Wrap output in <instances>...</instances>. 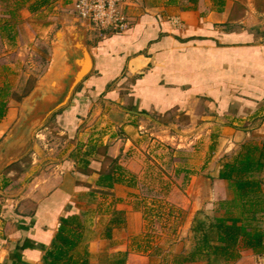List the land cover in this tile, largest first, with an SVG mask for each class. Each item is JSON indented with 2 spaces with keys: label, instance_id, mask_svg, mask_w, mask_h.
<instances>
[{
  "label": "crops",
  "instance_id": "1",
  "mask_svg": "<svg viewBox=\"0 0 264 264\" xmlns=\"http://www.w3.org/2000/svg\"><path fill=\"white\" fill-rule=\"evenodd\" d=\"M133 1L122 0L130 20L126 31L94 37L87 32L92 69L55 116V125L34 136L28 170L0 173V264H42L59 219L68 215L77 216L83 227L78 250L87 253L88 264H149L148 253L127 247L140 226V213L128 200L141 151L155 142L150 138L174 140L155 115L182 113L191 126L199 121L202 134L186 139L200 147L210 130L214 134L208 162L184 175L186 198L209 194L208 205L230 197L218 178L222 163L242 145L264 142V41L256 32L227 30L223 7H205L203 0L193 10H176L177 3L169 0ZM55 66L52 59L46 75ZM16 106L8 104L0 141L18 122ZM52 131L56 143L50 142ZM108 175L116 179L111 187ZM204 178L211 180L208 191ZM261 180L264 192V170ZM97 192L110 193L117 204L109 200L102 206ZM203 207L192 201L190 209ZM102 219L114 229L107 239L94 238ZM118 227L134 234L115 242ZM103 244L113 249H100ZM249 256L251 251L242 250L238 263Z\"/></svg>",
  "mask_w": 264,
  "mask_h": 264
},
{
  "label": "rangeland",
  "instance_id": "2",
  "mask_svg": "<svg viewBox=\"0 0 264 264\" xmlns=\"http://www.w3.org/2000/svg\"><path fill=\"white\" fill-rule=\"evenodd\" d=\"M16 1L0 0V86L5 84L10 88V92L14 94V98L10 99L9 103L17 104V119L22 125L20 128L18 127L16 132L19 147L15 148L12 145L14 142L7 140V134L0 141V157L2 158L0 173H3L4 177L10 170L19 174L28 170L34 136L46 125H55V116L64 109L52 114L43 125L37 127L33 136L29 138L27 123L33 120L34 117H31L27 112L25 101L29 99L34 89L36 90L38 85H41L40 81L46 75L50 61L54 59L55 65L59 64L60 59H62L60 47L64 44L66 35L69 32L82 31L85 34L84 41L87 42V32L88 35L93 34V37L95 35L101 36L103 34L124 32L110 28L104 29L90 20L80 18L74 8L75 0H51L48 5L35 13H29L26 10V6L34 0H30L24 5L20 3L21 7L16 5ZM203 1L205 7L221 8L217 1ZM133 2L136 3L135 0ZM175 2L177 3L174 7L176 10H184L193 5L192 0H175ZM122 3V0H120L115 10L127 20V26L129 27L128 8L123 9ZM152 3L155 4L157 1L154 0ZM197 3L198 0H196ZM223 3V11L227 19V30L251 29L256 32L258 39L264 41V0H223ZM5 21H8L9 26L6 25ZM175 24L180 26L179 21ZM4 27L11 30L8 28L5 30ZM80 84L73 91L69 102ZM45 87L49 88L47 85H44ZM24 93L28 94L21 98ZM197 110L200 111L199 108ZM208 111L211 113L210 109ZM174 117H158L155 115V122L161 121V123H164L168 127V129H163L164 132L168 136L172 135L174 140L171 142L172 144H169L168 140L150 138L155 142L150 141L148 143L150 145L141 151L143 154L140 157L142 164L140 165L138 177L134 179L133 183H129L132 193H130L128 202H133L134 209L140 213V226L137 236L127 242V247L148 253L149 264H171L176 257L186 255L193 247L191 234L193 221L211 219L217 215L216 207L219 202L209 203L208 205L209 200H206V198L209 197V194H199L197 199L193 197L192 200L190 197L186 198L185 190L188 179L187 176H184L190 173L186 169L200 168L203 163L208 162V156L212 154L215 148L211 144L213 143L214 134L211 133V130L209 131L206 135L207 144L202 147L195 140L188 142L186 138L193 135L191 138L196 139L195 136L201 133L200 122L196 123V119H194L195 123L191 126L188 125L191 124L189 123L190 117L184 116L182 113L178 114L176 118ZM153 121L152 118H146V122L153 130H157V125ZM55 133L56 131H52L50 142L56 143L59 139ZM19 154H21V157L18 161L9 164L11 156ZM109 167L111 168V165ZM204 179L207 184L204 186L208 191L211 180L209 178ZM97 196L98 201L103 203L102 206L106 205L105 202L109 200H111L110 205L117 204V199L112 197L110 193L97 192ZM171 201H174V203ZM175 201L177 203L180 201L179 205ZM188 201L190 202L187 203ZM192 201H196V203L198 201V204L203 202L204 207L194 212L190 209ZM107 214L109 213L107 212ZM98 224L94 238L102 235L107 239L106 233L109 232L110 228L106 226L107 219H102ZM112 230L114 229H110L109 232L111 237ZM116 230L114 232L115 238H117V240H114L115 242L124 239L121 237L134 234L132 228L118 227ZM106 248L113 249L110 245L105 246V244L100 249ZM79 251H82V248ZM239 260L240 258L231 264H259L257 255L245 257L243 262L238 263Z\"/></svg>",
  "mask_w": 264,
  "mask_h": 264
},
{
  "label": "trees",
  "instance_id": "3",
  "mask_svg": "<svg viewBox=\"0 0 264 264\" xmlns=\"http://www.w3.org/2000/svg\"><path fill=\"white\" fill-rule=\"evenodd\" d=\"M29 1L17 0L15 3L21 7L20 3L24 5ZM50 1L34 0L26 6V10L35 13ZM214 1L223 7V0ZM192 2V7L184 10L195 9L196 0ZM5 23L8 25V21ZM6 28L8 27H4L5 30ZM27 94L24 93L21 98ZM13 98L14 94L10 92V88L5 84L1 85L0 122L6 115L10 99ZM263 170L264 142L244 144L222 163L218 178L226 182L229 199L217 204V215L211 219L193 221V247L186 255L176 257L171 264H231L240 258L242 250H249L257 256L264 255V192L261 180ZM106 180L110 181L109 187L116 182V179L109 175ZM112 221L116 224L117 219ZM109 232L106 233L107 238L110 236ZM82 237L83 227L77 216L60 218L42 264H88L87 253H80L78 250Z\"/></svg>",
  "mask_w": 264,
  "mask_h": 264
},
{
  "label": "water",
  "instance_id": "4",
  "mask_svg": "<svg viewBox=\"0 0 264 264\" xmlns=\"http://www.w3.org/2000/svg\"><path fill=\"white\" fill-rule=\"evenodd\" d=\"M84 32H69L64 44L60 47L62 59L53 71L44 76L36 90L32 92L27 103V112L33 120L27 123L29 138L33 136L37 127L54 113L66 107L75 88L88 76L92 69V61L88 53ZM47 81V83H45ZM45 83V84H44ZM49 88H44V85ZM20 121L7 134V140H12L15 148L19 147L17 129L22 126ZM26 123V122H24ZM22 154V153H21ZM19 155L11 156L10 161L19 159Z\"/></svg>",
  "mask_w": 264,
  "mask_h": 264
},
{
  "label": "built area",
  "instance_id": "5",
  "mask_svg": "<svg viewBox=\"0 0 264 264\" xmlns=\"http://www.w3.org/2000/svg\"><path fill=\"white\" fill-rule=\"evenodd\" d=\"M120 0H75L74 8L82 19L90 20L102 28L125 31L127 20L115 10ZM259 264H264V255L257 256Z\"/></svg>",
  "mask_w": 264,
  "mask_h": 264
}]
</instances>
